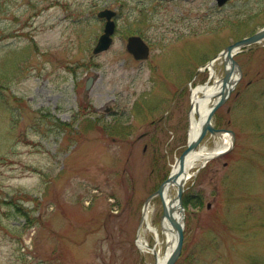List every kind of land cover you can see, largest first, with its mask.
<instances>
[{
    "label": "rangeland",
    "instance_id": "374dc122",
    "mask_svg": "<svg viewBox=\"0 0 264 264\" xmlns=\"http://www.w3.org/2000/svg\"><path fill=\"white\" fill-rule=\"evenodd\" d=\"M104 9L113 43L93 54ZM263 26L264 0H0V264H155L137 229L187 145L191 88L220 81L222 60L212 77L207 62ZM130 35L147 60L127 53ZM234 60L212 118L234 137L184 185L174 264H264V40Z\"/></svg>",
    "mask_w": 264,
    "mask_h": 264
},
{
    "label": "bare ground",
    "instance_id": "6f19581e",
    "mask_svg": "<svg viewBox=\"0 0 264 264\" xmlns=\"http://www.w3.org/2000/svg\"><path fill=\"white\" fill-rule=\"evenodd\" d=\"M211 74L213 71V64L211 67L207 68ZM220 89V85L217 83L210 84L207 86H196L191 88L190 92V110L188 113V130L187 139L191 142L199 133L201 128V123L205 119L209 108L212 105L213 99H211L212 94L214 95ZM222 144L216 145L214 148L209 149L207 147H198L191 150L184 158V168L180 176L177 178L175 183H168L163 186V191L161 195H154L150 197L142 211L141 221L138 225L137 236H136V247L142 253H151L155 255V264H165L168 257L172 253L176 245V231L170 223L167 216L164 214L160 217L158 221V226L152 224L151 214L154 211L152 202L158 200L163 209L166 212L173 210V217L175 220H179L183 225V215L176 211V201H175V191L177 190V183L180 181L183 185L191 177V172L197 167H202L213 157L222 154V152L228 149L231 145V140L228 135H222ZM179 169L178 159L171 167V174H175ZM146 235H151L153 237L154 243L149 245Z\"/></svg>",
    "mask_w": 264,
    "mask_h": 264
},
{
    "label": "water",
    "instance_id": "95a60500",
    "mask_svg": "<svg viewBox=\"0 0 264 264\" xmlns=\"http://www.w3.org/2000/svg\"><path fill=\"white\" fill-rule=\"evenodd\" d=\"M229 0H216V3L218 6L224 5ZM97 16L101 19H105L103 33L99 36L95 47L93 48V54H98L100 52L106 51L110 45L112 44V35L114 33L115 25L114 22L111 20V18L114 16V12L110 10H102L98 12ZM264 39V27L258 30L257 32L253 33L252 35L237 40L233 42L232 44L227 45L215 58H213L208 64L211 65L212 61L215 60L217 57H223L224 62V77L221 79V88L219 92L215 94L218 99L214 103V105L210 108V110L207 113V116L201 123V128L198 133V135L188 143L187 148L181 153V155L178 158V165L179 169L175 174L169 175V177L159 186V188L151 194L150 197H153L154 195H161L163 191V186L168 183H175L177 178L180 176V174L183 171L184 168V158L185 156L191 151L194 150L206 132H210L211 134H218L225 132L226 130H218L214 129L211 126V118L215 112V110L220 107L226 98L228 97L229 93L232 90V87L234 86L236 79L234 78V74L237 73L238 76H240V69L238 64L232 59V54L237 52L239 48L248 46L251 44H254L258 41H261ZM126 50L128 53H130L134 59L136 60H145L148 57L149 54V48L148 46L143 42V40L139 36H130L127 38L126 42ZM92 82V78L89 77L86 81V89L90 87V84ZM213 96V94H212ZM110 106H106L103 109V112H109ZM233 135L232 133H230ZM183 192V183L180 181L177 183V194H176V211L178 214L182 217V203H181V196ZM163 214L168 217L170 223L172 224L173 228L176 231V245L170 256L168 257L165 264H174L177 258L180 255L181 249H182V242H183V225L180 223L179 220H175L173 215V210L166 212L165 209H163Z\"/></svg>",
    "mask_w": 264,
    "mask_h": 264
}]
</instances>
